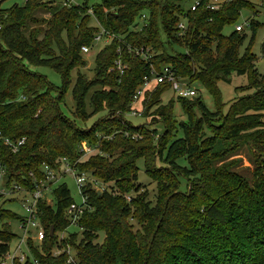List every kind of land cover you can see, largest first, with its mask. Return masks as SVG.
<instances>
[{
    "label": "trees",
    "instance_id": "obj_1",
    "mask_svg": "<svg viewBox=\"0 0 264 264\" xmlns=\"http://www.w3.org/2000/svg\"><path fill=\"white\" fill-rule=\"evenodd\" d=\"M186 1L100 0L91 7L92 16L86 4L62 5L49 10L46 20L34 16L39 0L0 7V134L26 139L16 154L0 142L5 186L32 190L33 181L43 178V165L59 171L68 164L117 192L82 187L92 209L77 222L81 239L71 233L58 241L69 228L65 211L74 201L65 184L57 185L50 192L52 204H37L45 238L39 245L28 240L31 257L23 264H33L31 259L65 264L66 253L51 252L66 247L78 264H264V74H257L251 53L260 24L248 21L252 36L240 55L246 35L235 26L241 11L254 7L252 0H229L217 11L200 0L194 12L184 9ZM181 19L186 27L179 35ZM232 25L234 30L224 36V28ZM100 28L113 38L96 55L88 80L78 72L85 67L81 48L93 47ZM138 49L150 56L148 61L133 52ZM260 59L264 67V42ZM117 61L126 67L122 73ZM163 66L178 79L200 84L216 109L209 110L198 95H174L163 105L161 96L171 85L151 84L154 88L140 97L141 113L157 119L162 126L158 135L145 122L133 125L126 115L143 78ZM39 67L59 74L61 88L31 70ZM75 70V110L68 116L60 104ZM232 75L246 76L252 93L222 113L217 84H230ZM175 102L184 121L174 117ZM87 107L92 116L102 115L89 127ZM82 143L95 151L83 162ZM242 148L250 157V179L237 171L241 160L232 159ZM138 160L155 184L152 195L137 183ZM20 219L0 206V264L17 239L10 222ZM99 233L104 236L100 243Z\"/></svg>",
    "mask_w": 264,
    "mask_h": 264
},
{
    "label": "rangeland",
    "instance_id": "obj_2",
    "mask_svg": "<svg viewBox=\"0 0 264 264\" xmlns=\"http://www.w3.org/2000/svg\"><path fill=\"white\" fill-rule=\"evenodd\" d=\"M139 1H151V0H139ZM154 1H159V0H154ZM196 0H187L184 9L188 10L192 4H194ZM25 0H4L1 4L0 7L2 9H8L14 5L17 6H22L24 4ZM68 2V4L72 6H79L86 4L85 8H88L87 14L92 16V9L94 5L98 4L100 0H39V9L35 11L34 16L39 19V20H46L49 18V10H52L54 8L62 7L63 3ZM253 8L252 9H245L241 11L240 16L237 20V24L244 25L246 21L254 20L260 24V27L257 29L253 44L251 47V53L255 55L256 57V62L254 63V68L257 71V74L262 75L264 74V67L260 59V52H261V45L264 42V8H261L262 4L264 2L257 1V0H252ZM94 19L91 21V25L98 27L96 22H93ZM142 25V23H140ZM100 30V29H99ZM234 30V25L232 26H227L224 28L222 34L224 36H228L232 31ZM244 33L246 35L245 41L240 47L239 54L242 55L249 44V41L251 39L252 33L251 30L248 27H244ZM106 45V41L102 40L100 42L94 43L93 47L90 49L88 54L82 55V59L85 63V67L79 69L78 72L83 74L88 80L92 79L93 77V68H94V60L96 58V55L100 50H102ZM32 71L35 73L43 76L46 81H48L54 88H61L62 86V81L61 77L59 74H57L54 70L49 69V68H44V67H39V68H31ZM77 75V70L73 71L70 75L71 79V85L68 87L65 96L63 97V102L60 104L61 110L68 116H71L72 112L75 110V104L72 99V88L76 79ZM183 83L191 86L195 90H197V95L201 100L204 102L206 107L214 111L216 109V104L213 100V98L207 93V91L198 83H190L187 80H182L180 79ZM230 84H226L223 82H219L217 84L218 91L220 93V102L223 105L222 107V113H226L228 111V108L230 105L234 103L237 99L252 93V90H247L248 87V80L246 76H241L237 77L235 75L230 76ZM154 87L151 86L150 90H152ZM97 88L92 89V91L96 90ZM91 91V92H92ZM174 97V94L171 90L165 92L161 96L162 104L165 105L169 102L171 98ZM176 98V97H175ZM86 104L88 105V98L86 100ZM133 108L130 113L126 115L127 121L132 123L135 126L141 125L144 122L147 123L148 127L155 128L157 134H161L162 132V126L158 125L157 119H153L151 117H145L142 115L143 111V102L142 99L139 98V100L136 102V104H131L130 106ZM133 111L136 112V114L132 115ZM87 114L91 115V109L86 108ZM173 113L174 117L177 121H184L185 117L182 114V109L179 103L175 102L173 105ZM102 115L98 114L95 116H92L88 119L86 122V126L89 127L92 123H94L96 120H98ZM81 125V124H79ZM95 151L91 150L90 153L84 154L83 157L81 158V162L86 161L90 156L94 155ZM239 155L236 157H233L232 159L235 160H241V163L237 165V171H239L242 175H244L246 178H251L252 175V165L249 163L250 157L248 154V151L245 148H242L240 152L238 153ZM137 183L142 185L144 187V190H146L150 195L154 194L156 187L155 184L150 183L149 178L145 174L144 171V163L143 160H138L137 161ZM63 174L60 173V178L57 179V181L54 183V185L51 186V190H53L57 185L59 184H65L66 187L68 188L70 192V196L73 199V201L77 204L81 203V197L79 194V188L78 184L76 183L75 179L70 176V174ZM184 182H182V187H184ZM111 184L101 186L103 187V190H107L108 192H116L115 189L111 190L110 189ZM51 192V191H50ZM50 192L46 193V200L49 204H52V197L50 195ZM9 202H6L8 201ZM13 200V201H11ZM11 201V202H10ZM21 201H22V196L20 194H10L7 197H4L0 199V206H2L4 209H7L14 214L18 215L20 218H23L26 216L24 210L21 207ZM5 202V203H4ZM11 230L13 234L18 237L20 235V232L18 230L19 227V221H11ZM136 226V224L134 223ZM134 227V229H136ZM71 233H77L78 239H81V231L75 227L71 226L70 228L67 229L65 233H61L58 235V240L60 237H63L64 239L67 238V236ZM104 236L102 233L98 234V240L97 242H101L103 240ZM18 243V238L14 239L10 243V252H12ZM34 244H37L33 242ZM39 245V244H37ZM68 248V247H66ZM24 249V248H23ZM27 252L28 249L25 248ZM55 248L52 250L54 251ZM58 250H62V248H58Z\"/></svg>",
    "mask_w": 264,
    "mask_h": 264
},
{
    "label": "built area",
    "instance_id": "obj_3",
    "mask_svg": "<svg viewBox=\"0 0 264 264\" xmlns=\"http://www.w3.org/2000/svg\"><path fill=\"white\" fill-rule=\"evenodd\" d=\"M229 0H207L206 8L210 11H217L221 4L228 2ZM64 6H69L68 2L63 3ZM200 5V0H196L194 4L189 8V11L194 12L196 8ZM261 8H264V4H262ZM146 16L142 15L141 19L139 20L140 23H144ZM249 22L246 21L244 25H236L235 30L237 32L244 31V27H248ZM185 20L181 19L177 24V30L179 35H181L185 31ZM113 36L106 33L103 29L100 30L95 34L93 43L100 42L102 40L108 43ZM90 47H82L81 53L82 55L88 54L90 51ZM133 52L143 58L144 61H148L150 58L146 56L143 52V49L133 50ZM117 70L122 73L126 67L121 65L119 61L115 62ZM168 83L171 85V91L176 97L179 98H192L197 95V90L192 88L191 86L183 83L180 79H178L171 68L167 66H163L159 72L154 71L151 68L150 77L143 78L142 86L136 91L134 96L132 97V104H136L139 98L143 95V93L150 87L151 84H164ZM135 115L136 112L133 111L132 115ZM26 139L21 138L18 140H10L9 138H4L0 134V142L3 146H5L12 154H16L19 152L20 148L25 144ZM80 151L84 154H88L91 152V148L87 146L85 143L81 144ZM41 172L43 174V178L39 181H33L34 189L27 190L19 185L13 184L11 189H8L5 186V167L0 162V199L7 197L10 194H20L22 196L21 207L24 210L26 216L19 220V227L18 230L20 235L18 238V243L16 244L14 250L12 252H8L4 259L2 260L1 264H13L15 260H17L20 264H23L27 258L31 257L29 252L25 250L28 249L27 242L28 240H32L33 242L40 244L45 238V232L39 222L37 216V204L40 200H46V193L51 191V186L60 178V173L70 174L72 178L75 179L76 183L78 184L79 194L81 197V203L77 204L73 202L69 205V207L65 211V217L69 221L71 226L77 227L78 220L82 217L85 211H91V207H89L86 202V196H84L81 192V188L85 186H89L95 191L102 192L103 184L98 182L96 179L91 177L86 173H80L76 169L72 168L68 164H63L59 171L53 170L51 167L47 165H43L41 167ZM62 175V176H63ZM32 177V174H29ZM127 201H129V197H125ZM47 201V200H46ZM78 228V227H77ZM67 231V230H66ZM65 231V232H66ZM64 232V233H65ZM64 240L63 237H60L58 241ZM24 248V249H23ZM29 251V249H28ZM66 253L67 259L65 264H78L76 256L71 249L65 248L62 250H58L55 248L54 251L51 252L53 256H57L59 254ZM33 264H37L35 260L31 259Z\"/></svg>",
    "mask_w": 264,
    "mask_h": 264
},
{
    "label": "water",
    "instance_id": "obj_4",
    "mask_svg": "<svg viewBox=\"0 0 264 264\" xmlns=\"http://www.w3.org/2000/svg\"><path fill=\"white\" fill-rule=\"evenodd\" d=\"M52 231H53V228L50 229V234L52 233Z\"/></svg>",
    "mask_w": 264,
    "mask_h": 264
}]
</instances>
